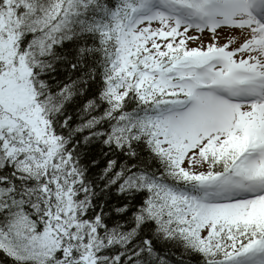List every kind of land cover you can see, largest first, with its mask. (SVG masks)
<instances>
[{
  "label": "snow or ice",
  "instance_id": "obj_1",
  "mask_svg": "<svg viewBox=\"0 0 264 264\" xmlns=\"http://www.w3.org/2000/svg\"><path fill=\"white\" fill-rule=\"evenodd\" d=\"M185 256L264 264V0H0V264Z\"/></svg>",
  "mask_w": 264,
  "mask_h": 264
},
{
  "label": "trees",
  "instance_id": "obj_2",
  "mask_svg": "<svg viewBox=\"0 0 264 264\" xmlns=\"http://www.w3.org/2000/svg\"><path fill=\"white\" fill-rule=\"evenodd\" d=\"M64 51H67V52H71V47H69L68 49H65ZM63 72L61 71V74H60V77L59 78H63ZM98 87V85H93V91H95V89ZM75 106H72L69 108V113L71 115H73L75 117V112L73 111V108ZM76 122V121H74ZM81 151L82 153L84 154L85 158L87 161H91L93 159L97 160V161H100V165L99 167H96V168H93L92 169V173H90V175L92 176H95L97 173H99L100 169L104 166V162L109 159V158H112V159H118L122 162H126L127 161V157H124L122 155H117L115 153L113 154H110V156H106L105 155V152L107 151L106 147L102 144V143H96V142H93L92 144L88 145L87 147H84L82 145L81 147ZM141 159L142 160H149L150 157H148L145 153H141ZM151 167L153 169L157 168L158 165L157 164H152ZM104 199H107L109 201V207H111L112 205H115V204H118V203H122V201H120L117 197H116V194H115V190L113 189L112 193L110 194V196L108 197H104ZM173 251L177 254H179L180 252V249L179 248H175L173 249ZM2 259V258H0ZM176 260H179V255H177L175 257ZM184 264H200V260H199V257H196V256H193L191 257L190 259L185 256V260H184Z\"/></svg>",
  "mask_w": 264,
  "mask_h": 264
},
{
  "label": "rangeland",
  "instance_id": "obj_3",
  "mask_svg": "<svg viewBox=\"0 0 264 264\" xmlns=\"http://www.w3.org/2000/svg\"><path fill=\"white\" fill-rule=\"evenodd\" d=\"M192 34L195 35V33H192ZM225 35H227V33H225L224 35L221 36L220 41H219L220 44H223V43L225 42V39H224V36H225ZM203 41H204L205 44L209 43V37H208V34H207V33H205V34L203 35ZM199 43H200L199 41H197V42H195V43L190 42V43H189V46H190V47H196V46H198ZM233 46H235V45H233Z\"/></svg>",
  "mask_w": 264,
  "mask_h": 264
}]
</instances>
